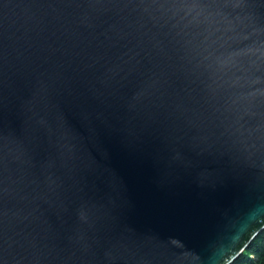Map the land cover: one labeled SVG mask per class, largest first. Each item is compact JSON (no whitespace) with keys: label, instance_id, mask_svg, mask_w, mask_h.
I'll list each match as a JSON object with an SVG mask.
<instances>
[{"label":"water","instance_id":"obj_1","mask_svg":"<svg viewBox=\"0 0 264 264\" xmlns=\"http://www.w3.org/2000/svg\"><path fill=\"white\" fill-rule=\"evenodd\" d=\"M264 230V0H0V264H231Z\"/></svg>","mask_w":264,"mask_h":264},{"label":"trees","instance_id":"obj_2","mask_svg":"<svg viewBox=\"0 0 264 264\" xmlns=\"http://www.w3.org/2000/svg\"><path fill=\"white\" fill-rule=\"evenodd\" d=\"M231 264H264V230L253 239L246 250Z\"/></svg>","mask_w":264,"mask_h":264}]
</instances>
